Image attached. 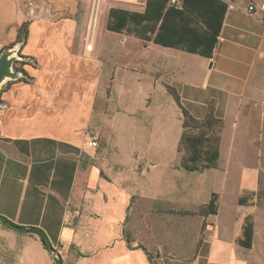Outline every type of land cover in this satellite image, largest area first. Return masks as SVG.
<instances>
[{"label": "crops", "instance_id": "0c3cea01", "mask_svg": "<svg viewBox=\"0 0 264 264\" xmlns=\"http://www.w3.org/2000/svg\"><path fill=\"white\" fill-rule=\"evenodd\" d=\"M145 1L0 0V53L28 21L20 54L36 63L24 66L31 80L9 81L0 92V216L44 230L60 255H69L73 247L79 255L76 263L150 264L147 251L158 255L160 264H252L251 253L256 247L263 250L264 211L241 212L244 205L238 199L257 189L260 168H242L247 175L240 183L236 210L228 216L220 215L225 193L216 195L215 184H206L200 200L192 187L198 180L187 179L190 188H184L174 179L162 183L161 202L139 212L145 221L156 215V222L146 225L153 241L137 240L132 225L141 200H151L155 193L149 175L155 157L168 160L171 152L179 154L182 111L165 86L175 88L181 105L198 119L212 104L227 128L242 106L254 102L264 109V22L248 13L247 0H232L210 58L126 34H118L125 45L118 64L117 57L94 53L92 31L99 20L106 28L109 9L142 11ZM120 68L136 72L126 85L148 105L158 91L169 95L172 115L181 124L172 133V144L164 145L161 130L155 144L146 138L138 146H123L127 159L111 155L99 114L122 89ZM230 130L233 151L238 132L237 127ZM150 132L155 136L153 128ZM92 138L97 145L88 144ZM137 166L144 167V175L133 170ZM215 169L229 171L219 164L204 171ZM205 203L210 204L209 214L198 215ZM247 215L254 221L249 249L238 243ZM19 233L40 247L37 235Z\"/></svg>", "mask_w": 264, "mask_h": 264}, {"label": "rangeland", "instance_id": "374dc122", "mask_svg": "<svg viewBox=\"0 0 264 264\" xmlns=\"http://www.w3.org/2000/svg\"><path fill=\"white\" fill-rule=\"evenodd\" d=\"M115 5V4H113ZM121 6V5H120ZM122 6H134L133 4H122ZM135 8L137 5L134 6ZM97 29H93L92 36H94V53L104 56H111L112 59L120 62V55L123 56L124 44L121 43V36L115 32L106 30L102 27L101 20H99ZM121 50V54H120ZM131 55L134 57L133 52ZM130 64V62H129ZM134 65V62H131ZM121 76V93L115 94L109 101V105L105 104L106 112L99 114V121L101 122V128L103 132V138L108 142L109 151L113 152L114 156L123 155L124 159H127L125 149L123 146L134 145L138 146L143 139L149 143L155 144V140L161 136V130L165 133L164 145L172 144L173 131L175 132L177 123L180 121L177 116L172 115V109L170 107L169 95L156 92L152 98L151 103L148 105V101L144 102L140 100L136 95L130 91V87L126 83L133 81L134 74L131 70L121 69L118 71ZM166 87V86H165ZM167 90V87H166ZM115 91V90H114ZM168 92V90H167ZM170 94V93H169ZM149 112V118L147 113ZM241 114L232 118V123L228 125L223 120V128L220 131L221 143L219 146L220 159L219 166L225 168L228 166L229 171L221 169L207 170L203 172H187L182 170L179 165L173 167L171 162L180 161L181 157L176 152H171L168 160L163 157H155L154 166L151 168L152 186L155 193L151 196V200H141L139 209L134 211V225L133 234L134 237L146 244L153 241V232L147 230V222H156V215H150L143 218L139 214L140 211L145 213L148 209H151L155 203L161 202L162 183L166 180L170 182L178 179L177 182L180 187L190 188L187 179L198 180L192 186L198 190V197L200 200L207 193L206 184H215L217 194L225 193L221 200V217L228 216L230 212L236 210V196L239 195L241 190V181H244V177L247 174L242 171L244 169L260 168L257 179V189L254 191H247L243 196L245 197L244 207H241V212L248 210L264 211V109L262 106L256 105L254 102L248 103L246 106H242L240 109ZM234 127H237L238 134L234 138L233 151L229 148L231 145V137L228 130L233 131ZM149 128V131L147 129ZM152 128L155 130V136L152 135ZM171 132H169L168 130ZM182 131V129H181ZM223 135V136H222ZM145 140V141H146ZM167 151H170L169 149ZM140 152V150H137ZM115 153V154H114ZM158 155V154H157ZM165 155H169V152ZM165 158V157H164ZM112 167L113 165L110 164ZM126 167V166H125ZM128 167V166H127ZM134 168L137 174L143 173L144 167L137 166ZM226 174V175H225ZM223 179L225 182L223 183ZM143 181V177L140 178ZM210 180L208 183L207 181ZM222 191V192H220ZM252 217V216H251ZM253 219V217H252ZM23 233L16 232L13 229L5 227L0 222V264H32L31 260H35L34 264H53L52 256L42 246V243L38 242L40 247L45 249L46 252L40 251L41 248L36 246L35 243L24 239ZM263 250L259 251L258 247L251 253L253 257L252 264H264V244ZM72 247L70 254L60 255L63 264H88L84 259L80 263H76L74 258L79 256ZM47 253L46 257L42 256ZM50 255V259L49 256ZM76 256V257H75ZM43 258L45 260H43ZM51 263H48V261ZM93 264H106L93 263ZM137 264L142 262L137 260Z\"/></svg>", "mask_w": 264, "mask_h": 264}, {"label": "trees", "instance_id": "16d2710c", "mask_svg": "<svg viewBox=\"0 0 264 264\" xmlns=\"http://www.w3.org/2000/svg\"><path fill=\"white\" fill-rule=\"evenodd\" d=\"M227 7L228 4L223 0H182L178 7L170 5L169 0H146L142 11L113 6L107 13L106 30L210 58L216 47ZM28 27L29 22L26 21L18 28L16 41L10 46L19 42L23 45L26 42ZM23 57L20 61L16 60L15 69L22 72L24 76L16 80L29 81L32 77L25 71L24 66H34L36 63L31 56L23 55ZM166 87L182 111V131L177 145V151L181 157L179 167L184 171L195 173L216 168L220 159L221 136L219 133L223 128V120L215 116L212 104H209L203 118H196L181 105L180 94L176 89L171 86ZM238 202L244 205L245 197H239ZM209 210L210 204L205 203L197 210V214L207 216ZM0 222L17 232L37 235L42 246L52 254L53 264H63L60 253L52 247L44 230L18 225L2 216H0ZM253 228L254 221L250 215H247L241 236L238 238L242 248H251ZM137 247L144 248L141 245ZM146 253L150 264H160L156 261L158 255L147 251Z\"/></svg>", "mask_w": 264, "mask_h": 264}, {"label": "water", "instance_id": "95a60500", "mask_svg": "<svg viewBox=\"0 0 264 264\" xmlns=\"http://www.w3.org/2000/svg\"><path fill=\"white\" fill-rule=\"evenodd\" d=\"M21 44L15 43L1 51L0 53V91L8 84L9 81L21 78L22 72L15 69L16 60H22L24 57L20 54ZM0 106H3L0 99Z\"/></svg>", "mask_w": 264, "mask_h": 264}, {"label": "built area", "instance_id": "2783aa9c", "mask_svg": "<svg viewBox=\"0 0 264 264\" xmlns=\"http://www.w3.org/2000/svg\"><path fill=\"white\" fill-rule=\"evenodd\" d=\"M182 0H169V4L172 6H180ZM228 6H233L232 0H226ZM246 10L249 14L256 15L262 22H264V0H247ZM90 45H87V48H90ZM98 140L96 138H92L89 145L95 146L97 145Z\"/></svg>", "mask_w": 264, "mask_h": 264}]
</instances>
